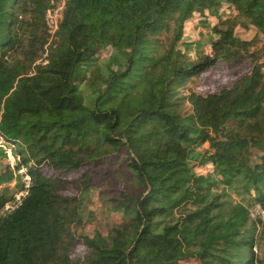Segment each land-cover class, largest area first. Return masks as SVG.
<instances>
[{
	"label": "trees",
	"instance_id": "1",
	"mask_svg": "<svg viewBox=\"0 0 264 264\" xmlns=\"http://www.w3.org/2000/svg\"><path fill=\"white\" fill-rule=\"evenodd\" d=\"M57 1L0 0V140L31 176L1 218L0 264H264V217H253L264 211V45L236 35L264 34V0H68L51 41ZM112 51L122 54L93 71L106 78L87 105L81 74ZM247 62L230 87L197 92L218 63ZM88 164L123 167L137 187L106 200L116 218L93 234L81 233L90 174L41 171ZM14 179L0 173V209ZM71 185L79 195L64 193Z\"/></svg>",
	"mask_w": 264,
	"mask_h": 264
},
{
	"label": "rangeland",
	"instance_id": "2",
	"mask_svg": "<svg viewBox=\"0 0 264 264\" xmlns=\"http://www.w3.org/2000/svg\"><path fill=\"white\" fill-rule=\"evenodd\" d=\"M56 10V9H55ZM54 11V10H53ZM49 16V15H48ZM188 33H191L194 28L193 25H189ZM236 35L247 41L255 40L254 50L262 47L264 45V34L259 32L253 26L249 28H244L242 26L236 27ZM194 39H197L196 35ZM206 51L211 53V49L206 46ZM122 52L112 51L104 54V58L97 67L90 68L85 70L81 75L86 77V80L80 84V94L83 97L87 105H91L94 100L99 95L101 91L106 74L102 73L101 76L94 75L93 71L100 68L104 69L106 65L111 64L112 67H115L117 64V57L115 56ZM44 54L42 55L43 58ZM42 60V59H41ZM118 62V61H117ZM252 65L250 62L245 63L242 67L230 70L224 63H218L215 67L206 71L197 82L196 90L200 93H213L218 92L223 88L230 87L235 80L247 74L251 71ZM0 147L6 149V157H4L0 162V173L12 171L14 173L15 179L13 182L5 184L3 187H9L10 198L9 202L4 206L3 209H0V223L1 218L4 217L7 213L17 208L23 201V199L28 195V189L31 185V176L29 174V169L24 165L23 158L18 152V147L9 146L3 140H0ZM208 147V145H206ZM44 174L54 179H62L65 182H72L73 180L80 178L83 173L88 172L92 177L93 185L91 187L90 195L86 197V206L87 213L91 212L92 216L89 220H85L84 227L81 229V233L93 234L95 232H104L108 226V223L115 220L116 216H113L105 205L106 200L111 197H120L125 191H130V195L136 193V184L130 179H126L127 173L125 168H115L110 165L96 166L92 167L88 164L86 167L81 170V172H69L65 174L55 173L53 170L49 169L47 166L41 168ZM81 182H84V178L79 179ZM70 185V184H69ZM111 191V194H108L106 191ZM70 196L79 195L80 191L77 186L71 185L70 189L67 192H64ZM264 217V211L260 206H257L253 210V217L256 216ZM115 217V218H114ZM120 216H117V218ZM74 256H83L85 252V247L79 245L77 250L74 251Z\"/></svg>",
	"mask_w": 264,
	"mask_h": 264
},
{
	"label": "built area",
	"instance_id": "3",
	"mask_svg": "<svg viewBox=\"0 0 264 264\" xmlns=\"http://www.w3.org/2000/svg\"><path fill=\"white\" fill-rule=\"evenodd\" d=\"M67 1L68 0H59L55 3H53V7L50 10H48V12H47L46 20H47L49 33L52 36L51 41L54 39V37H55V35L59 29L60 23L62 22L63 13L65 10ZM48 46H46V52L43 56V59L41 60V62H44V64L48 63L46 60V58L48 56Z\"/></svg>",
	"mask_w": 264,
	"mask_h": 264
}]
</instances>
